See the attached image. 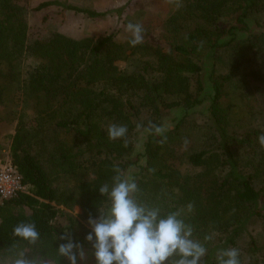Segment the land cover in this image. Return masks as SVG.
<instances>
[{
  "label": "trees",
  "instance_id": "trees-1",
  "mask_svg": "<svg viewBox=\"0 0 264 264\" xmlns=\"http://www.w3.org/2000/svg\"><path fill=\"white\" fill-rule=\"evenodd\" d=\"M25 1L0 0V105L26 186L0 200V264L84 249L101 250L93 264H264V0H176L165 51L112 33L29 41ZM49 6L105 14L32 10Z\"/></svg>",
  "mask_w": 264,
  "mask_h": 264
},
{
  "label": "rangeland",
  "instance_id": "rangeland-1",
  "mask_svg": "<svg viewBox=\"0 0 264 264\" xmlns=\"http://www.w3.org/2000/svg\"><path fill=\"white\" fill-rule=\"evenodd\" d=\"M47 0H26L28 11L27 36L29 41L45 40L51 34L58 32L71 38L114 34L117 42H124L129 37L137 36L140 40L152 45L160 46L164 51L169 44L163 35L162 25L166 17L176 6V0H60L81 8H88L104 15L97 18L87 17L83 13L63 9L59 6H49L41 10H32L38 3ZM119 64H124L119 61ZM7 108L0 105V140L5 148L4 159L9 158L7 147L14 133L15 121H10ZM141 137V135H140ZM2 160V159H1ZM72 214H79L80 208L75 206ZM58 221L64 225L65 220ZM96 229V222L87 223ZM103 235L109 232L108 219H105L99 229ZM102 244L107 240L103 239ZM127 249V247H125ZM99 249L95 251H81L79 264H93L100 260Z\"/></svg>",
  "mask_w": 264,
  "mask_h": 264
},
{
  "label": "built area",
  "instance_id": "built-area-1",
  "mask_svg": "<svg viewBox=\"0 0 264 264\" xmlns=\"http://www.w3.org/2000/svg\"><path fill=\"white\" fill-rule=\"evenodd\" d=\"M25 191L26 186L22 183L21 176L10 158L0 159V200L16 197Z\"/></svg>",
  "mask_w": 264,
  "mask_h": 264
}]
</instances>
